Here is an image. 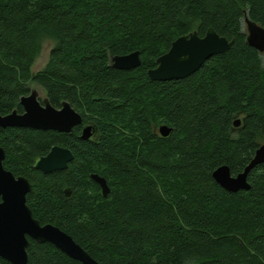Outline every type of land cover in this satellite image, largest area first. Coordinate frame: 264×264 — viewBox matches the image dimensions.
Segmentation results:
<instances>
[{"label":"trees","instance_id":"obj_1","mask_svg":"<svg viewBox=\"0 0 264 264\" xmlns=\"http://www.w3.org/2000/svg\"><path fill=\"white\" fill-rule=\"evenodd\" d=\"M246 15L264 28V0H0L1 114L21 112L38 85L96 129L86 141L82 126L0 128L3 165L30 182L33 217L99 264H264V164L248 190L213 178L222 166L243 172L264 143V53L247 43ZM210 28L234 41L231 50L186 79H150L173 41ZM45 41L48 63L34 73ZM136 51L140 68H112L113 57ZM53 146L74 159L44 174L33 165ZM93 174L107 180V197ZM27 253L28 264H81L31 239Z\"/></svg>","mask_w":264,"mask_h":264},{"label":"water","instance_id":"obj_2","mask_svg":"<svg viewBox=\"0 0 264 264\" xmlns=\"http://www.w3.org/2000/svg\"><path fill=\"white\" fill-rule=\"evenodd\" d=\"M245 23L248 45L264 53V28L251 21L247 15ZM233 45L234 41L220 36L213 28L208 29L204 37H200L197 32L182 36L172 42L166 54L158 58V66L150 69L148 76L159 82L186 79L197 73L207 60L226 53ZM111 62L112 68L117 70L132 71L142 66L139 51L115 56ZM20 105L23 107V114L14 110L3 116L0 112V128L71 133L83 123L81 115L68 102H64L61 109L53 107L48 99H45L42 105L35 89H32L29 96L20 99ZM241 122L242 120L237 118L234 127H239ZM171 131L166 125L159 128L162 137H167ZM95 132L96 129L88 125L83 129L81 139L89 141ZM5 154V150L0 146V258L11 264H28L27 250L31 239L39 244L49 243L81 264H99L72 236L52 224L42 225L33 217L27 205L31 184L25 177H16L5 169ZM73 159L74 154L70 149L54 146L47 155L38 157L33 167L49 174L67 169ZM263 164L264 143L243 172L233 175L228 166H222L213 173V178L229 192L248 190V175ZM91 178L101 188L103 196L107 197L110 194L107 180L98 174H93Z\"/></svg>","mask_w":264,"mask_h":264},{"label":"rangeland","instance_id":"obj_3","mask_svg":"<svg viewBox=\"0 0 264 264\" xmlns=\"http://www.w3.org/2000/svg\"><path fill=\"white\" fill-rule=\"evenodd\" d=\"M245 29L247 31V25L245 23ZM53 47V42L51 41H45L42 45V50L40 52V54L38 55L33 67H32V71L34 73L39 72L41 70L44 69V67L46 66V64L48 63L49 57H50V52L51 49ZM32 89H35L38 91L39 96L42 99L46 98V93L44 90H42V88H40L38 85H33Z\"/></svg>","mask_w":264,"mask_h":264},{"label":"flooded vegetation","instance_id":"obj_4","mask_svg":"<svg viewBox=\"0 0 264 264\" xmlns=\"http://www.w3.org/2000/svg\"><path fill=\"white\" fill-rule=\"evenodd\" d=\"M111 64H112V62H111ZM37 86V85H36ZM33 87V85L31 86V88ZM40 87V86H39ZM40 88H42V87H40ZM42 90H44L43 88H42ZM31 91H32V89H31ZM31 91H30V93L28 94V95H26V96H29L30 94H31ZM37 91V90H36ZM38 92V91H37ZM45 99H48L47 98V96H46V98ZM45 99H42L40 96H39V93H38V100H39V102L43 105V101L45 100ZM64 102H66V101H64ZM64 102H62V104L64 103ZM62 104H61V107L60 108H56V109H61L62 108ZM52 105V104H51ZM54 107V106H53ZM72 107V106H71ZM73 108V107H72ZM74 109V108H73ZM75 110V109H74ZM17 111V110H16ZM76 111V110H75ZM18 112V111H17ZM77 112V111H76ZM18 113H20V114H23L24 113V110H23V107H22V111L21 112H18ZM78 113V112H77ZM80 114V113H79ZM81 115V114H80ZM3 116H6V115H3ZM82 117V116H81ZM89 124H84V123H82V125H79V126H82L81 127V135H82V131H83V129L86 127V126H88ZM5 129V128H4ZM24 129H26V128H24ZM33 130V129H32ZM94 136H95V133L93 134V138H94ZM92 138V139H93ZM54 147V146H53ZM61 147V146H60ZM64 148V147H63ZM68 149V148H67ZM101 189V188H100Z\"/></svg>","mask_w":264,"mask_h":264}]
</instances>
